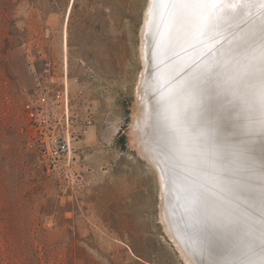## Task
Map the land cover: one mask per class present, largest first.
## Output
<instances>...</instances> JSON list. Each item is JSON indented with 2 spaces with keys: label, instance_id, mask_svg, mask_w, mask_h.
I'll list each match as a JSON object with an SVG mask.
<instances>
[{
  "label": "rangeland",
  "instance_id": "1",
  "mask_svg": "<svg viewBox=\"0 0 264 264\" xmlns=\"http://www.w3.org/2000/svg\"><path fill=\"white\" fill-rule=\"evenodd\" d=\"M147 2L0 0V264H185L133 126ZM65 20L69 86L90 103L95 135L76 144L78 161L51 172L25 148L24 105L43 60L62 67Z\"/></svg>",
  "mask_w": 264,
  "mask_h": 264
},
{
  "label": "bare ground",
  "instance_id": "2",
  "mask_svg": "<svg viewBox=\"0 0 264 264\" xmlns=\"http://www.w3.org/2000/svg\"><path fill=\"white\" fill-rule=\"evenodd\" d=\"M145 6L133 126L144 135L141 154L158 176L169 239L185 264H260L264 0H148ZM67 26L65 20L58 53L69 70ZM71 81L75 90L77 79ZM94 135L89 126L76 144Z\"/></svg>",
  "mask_w": 264,
  "mask_h": 264
},
{
  "label": "built area",
  "instance_id": "3",
  "mask_svg": "<svg viewBox=\"0 0 264 264\" xmlns=\"http://www.w3.org/2000/svg\"><path fill=\"white\" fill-rule=\"evenodd\" d=\"M70 79L67 68L44 59L41 69L35 72L34 92L24 105L25 148L51 172L78 161L76 143L92 121L90 103L75 102L82 92L70 90Z\"/></svg>",
  "mask_w": 264,
  "mask_h": 264
},
{
  "label": "snow or ice",
  "instance_id": "4",
  "mask_svg": "<svg viewBox=\"0 0 264 264\" xmlns=\"http://www.w3.org/2000/svg\"><path fill=\"white\" fill-rule=\"evenodd\" d=\"M260 264H264V259H261Z\"/></svg>",
  "mask_w": 264,
  "mask_h": 264
}]
</instances>
